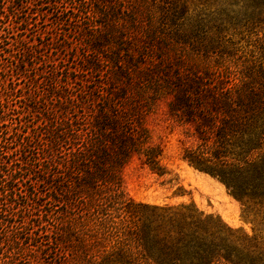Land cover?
I'll use <instances>...</instances> for the list:
<instances>
[{
	"label": "trees",
	"instance_id": "trees-1",
	"mask_svg": "<svg viewBox=\"0 0 264 264\" xmlns=\"http://www.w3.org/2000/svg\"><path fill=\"white\" fill-rule=\"evenodd\" d=\"M30 1L14 0L13 14L53 15L54 30L65 22L78 39L19 41L11 65L39 77L27 87L32 121L6 119L24 112L13 88L0 95V264H264L258 234L193 203L135 202L122 177L134 160L168 174L152 141L162 120L180 131L182 162L218 181L244 222L264 223V36L253 31L264 0H244L242 24L192 14L196 0H82L55 12L66 0Z\"/></svg>",
	"mask_w": 264,
	"mask_h": 264
},
{
	"label": "rangeland",
	"instance_id": "rangeland-1",
	"mask_svg": "<svg viewBox=\"0 0 264 264\" xmlns=\"http://www.w3.org/2000/svg\"><path fill=\"white\" fill-rule=\"evenodd\" d=\"M13 1L0 0V29H5L1 33L0 38V95L4 93V90L14 89L13 96L9 101H11V105L15 109L23 108L22 111L25 114H21L19 119L15 114L7 116L6 119L17 120L16 122L13 121V123H18L19 121L27 123L32 119L27 111L33 105L31 100L27 98V87L29 80L34 76L36 78L38 76L33 71H29L28 68V71L22 73L17 70L19 66L15 68L14 65H11L14 61L18 62L22 57V44H19V41L24 39L27 47L32 46L35 48V46L47 43L55 32L58 33V38L55 35L54 39L65 40L68 38L69 43H74L78 38L73 31L69 32L70 26L65 22L54 30L52 26V23H54L53 15L42 17L38 15V12H35L36 10H31L34 8H23L19 13L13 14L15 8ZM21 1L31 2L30 0ZM81 1L66 0L62 4L48 6L47 11H63L64 7H77L76 5H79ZM244 5H247L244 0H196L189 3V8L194 15L197 13L209 15L217 12L218 14H223V17L225 15L231 18L234 17L242 24L244 21ZM24 13H33L31 20H29L28 30L25 32L20 30L25 27V24L22 23L25 16ZM75 20L79 21L77 17H75ZM229 22L231 25H235L232 19ZM38 30L44 32L41 37L37 35L36 31ZM253 31L259 32V37L264 36V21L256 24ZM69 43L66 40L65 44L67 47L71 46ZM8 47H10L11 57L6 53H2L7 51ZM258 53L259 51H256L255 55ZM42 54L54 55L55 53L46 47L42 50ZM72 54V52L67 53L69 60L72 59ZM34 56H37V54L35 53ZM2 64L4 65V73L1 71ZM97 79L95 74L92 77V81ZM43 88H45V84L39 83L38 91L40 93ZM161 121L151 126L153 129L152 141L155 144H159L162 149L161 165L168 174L163 178H159L150 173L146 167L141 166L137 160L132 161L122 173L124 191L127 196L135 202L149 205L162 206L193 203L199 211L207 215L217 216L221 222L231 229L241 230L248 236L258 234L264 239V223H255L254 228L252 224L244 222L241 218L240 204L228 196L225 188L218 181L190 168L186 163L182 162L180 159L182 147L179 142L181 138L179 129ZM168 180L171 181V184L167 183ZM178 186L185 192L184 196L172 197V191ZM255 229H259L261 232L258 233L259 231L257 232ZM44 258L47 261H52L49 256H44Z\"/></svg>",
	"mask_w": 264,
	"mask_h": 264
}]
</instances>
